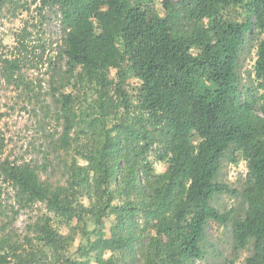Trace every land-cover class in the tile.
Wrapping results in <instances>:
<instances>
[{
    "label": "trees",
    "instance_id": "obj_1",
    "mask_svg": "<svg viewBox=\"0 0 264 264\" xmlns=\"http://www.w3.org/2000/svg\"><path fill=\"white\" fill-rule=\"evenodd\" d=\"M36 1L58 15L55 63L64 68L50 58L47 90L30 79L23 55L38 46L29 50L22 34L16 54L0 52V76L39 106L38 122L48 124L54 106L62 128L48 148L71 159L61 160L65 181L56 183L34 162L0 156L15 214L44 207L22 240L4 232L11 223L0 228V264H195L213 251L210 221L231 223L234 247L250 250L245 264H264V0H161V10L155 0ZM16 5L0 0V18ZM254 38L244 76L241 57ZM130 76L133 93L124 88ZM85 88L96 96L82 111ZM226 158L246 163L239 190L217 179ZM220 194L240 198L241 213L215 207ZM77 231L86 241L73 253Z\"/></svg>",
    "mask_w": 264,
    "mask_h": 264
},
{
    "label": "rangeland",
    "instance_id": "obj_2",
    "mask_svg": "<svg viewBox=\"0 0 264 264\" xmlns=\"http://www.w3.org/2000/svg\"><path fill=\"white\" fill-rule=\"evenodd\" d=\"M17 2L16 8L14 6L6 7L0 18V52L11 55V52L17 53L22 40L20 36L24 34L26 38L25 43H29L28 49L33 46H38L34 53L23 55L26 64L23 65V71L30 79H41V85L46 90L50 84L51 74L48 73V63L50 58L54 62V66L64 68V61L55 60L57 52L56 45L60 43L62 38V31L58 19V15L54 10L46 8L39 10L36 0H14ZM161 10V0H155ZM240 16H238L239 19ZM256 38L249 41V46L241 57V71L244 76L252 72V67L256 59ZM33 63L36 68H32L30 64ZM116 70H112L111 76L115 77ZM138 85V80L130 76L126 83L125 89L133 93L135 87ZM67 91H74L75 87H69ZM88 94V99L83 101L81 105L82 111L85 110L90 102L92 103L96 94L93 88H85ZM76 93L78 91L75 90ZM80 94V92H79ZM50 104V102H49ZM51 105V104H50ZM36 109L38 116L36 117L29 110ZM54 106L51 105L52 111L50 117L47 118L48 124H44L43 113L38 105L25 102L17 95V91L13 85H8L6 81L0 76V146H3V153L0 156H10L11 159L25 158L28 161L34 162L41 167L43 171L42 178H50L52 182L65 181L62 173L63 169L58 167L61 160L71 159L70 156L64 153L51 152L48 148L51 135L56 134L62 128L57 123L53 114ZM44 128V129H43ZM56 129V130H55ZM59 134H56L58 136ZM48 158L47 168L42 166L45 159ZM153 160V156L150 157ZM154 166L157 172L165 170L166 164L154 161ZM247 174V166L244 160L232 161L226 158L220 170L218 181L230 185L234 189H241ZM87 201V198H85ZM241 199L231 196L229 194H220L213 200V204L221 212H231L233 216L241 213L240 207ZM19 210L18 205L14 200L13 191L5 184L0 183V228L6 223H11L10 227H6L4 232L13 231L22 240L28 226L38 220L43 212L44 207L38 205L29 209H21L17 214L15 211ZM55 226H60L63 233L70 230L65 224L60 223V219L53 220ZM79 221L75 219L73 226ZM82 223V222H81ZM89 226L92 229V223L88 218ZM105 231H110L112 225V218H106ZM83 224V223H82ZM3 230L0 229V233ZM3 232V233H4ZM207 236L214 242L213 251H210L207 257L203 260H198L195 264H245V258L250 254L248 248L238 251L233 245V231L231 223L220 224L215 221H210L207 227ZM81 241H86V238L80 237V232L77 231L75 235V243L72 244L70 251L77 252V246ZM136 264H143L140 258L135 260Z\"/></svg>",
    "mask_w": 264,
    "mask_h": 264
}]
</instances>
